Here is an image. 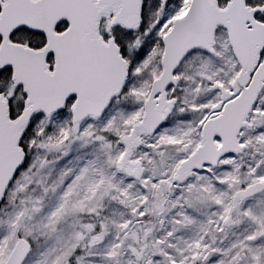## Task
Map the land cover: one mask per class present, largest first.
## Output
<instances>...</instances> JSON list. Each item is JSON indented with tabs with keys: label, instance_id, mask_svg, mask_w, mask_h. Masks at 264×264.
I'll list each match as a JSON object with an SVG mask.
<instances>
[{
	"label": "snow or ice",
	"instance_id": "snow-or-ice-1",
	"mask_svg": "<svg viewBox=\"0 0 264 264\" xmlns=\"http://www.w3.org/2000/svg\"><path fill=\"white\" fill-rule=\"evenodd\" d=\"M0 264H264V0H0Z\"/></svg>",
	"mask_w": 264,
	"mask_h": 264
}]
</instances>
